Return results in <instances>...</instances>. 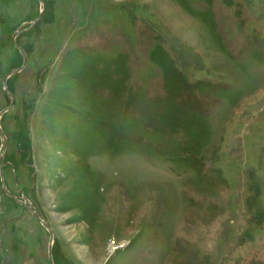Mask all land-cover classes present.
Masks as SVG:
<instances>
[{"label":"rangeland","instance_id":"rangeland-1","mask_svg":"<svg viewBox=\"0 0 264 264\" xmlns=\"http://www.w3.org/2000/svg\"><path fill=\"white\" fill-rule=\"evenodd\" d=\"M42 1L0 119V264H48L29 186L54 264H264V0H73L72 28ZM41 9L0 0V111Z\"/></svg>","mask_w":264,"mask_h":264},{"label":"water","instance_id":"water-1","mask_svg":"<svg viewBox=\"0 0 264 264\" xmlns=\"http://www.w3.org/2000/svg\"><path fill=\"white\" fill-rule=\"evenodd\" d=\"M39 3L41 4L42 6V9L41 11L39 12V15L37 18H35L33 21H31L29 24H28V27L25 28V29H21V30H17L16 32H14L11 37H10V40H11V43L15 46V48L20 52L21 56H22V65L18 68H13V69H10L8 72H6V74L4 75L3 77V88L5 90V93L7 94L9 100H10V103L9 105L2 109L0 111V119H1V116L7 112L14 104L15 102V99H14V96L13 94L7 89V86H6V82L7 80L15 75V74H18L19 72H21L23 70V68L25 67L26 63H27V54L26 52L21 48L19 47L16 42H15V39L23 32L31 29L35 23L40 19L42 13H43V10H44V4H43V1L42 0H38ZM71 1V6L69 8V14H70V17H71V20H72V25H71V28L74 24V15H73V0H70ZM0 138H1V153H0V163L2 162L3 160V156H4V152H5V149H6V146H7V140H6V137L4 136L1 128H0ZM1 168V166H0ZM0 175H1V171H0ZM4 189V187H3ZM5 190V189H4ZM31 190H32V187L30 188L29 192H28V195L30 196L31 194ZM6 192V191H5ZM7 193V192H6ZM23 200L24 202H21V201H17L19 204L25 206V208L28 210V212L41 224V226L48 232V251H47V259H48V264H54L53 263V260H52V255H51V248H52V242H53V232L51 230V228L49 227L48 223L46 222L45 218L43 217L41 211L39 210H36L31 204L30 205H27L25 204V202H27L26 198L23 197Z\"/></svg>","mask_w":264,"mask_h":264},{"label":"flooded vegetation","instance_id":"flooded-vegetation-1","mask_svg":"<svg viewBox=\"0 0 264 264\" xmlns=\"http://www.w3.org/2000/svg\"><path fill=\"white\" fill-rule=\"evenodd\" d=\"M32 177H33V176H32ZM31 187H32V190H33V186H29V188H28V192H29V190H30ZM16 190H18V189H16ZM16 190H15V191H16ZM32 190H31V193H32ZM28 192L26 193V195H24L23 192L21 193V191H20V193H19V192L16 191V193L22 194V196H21L22 200L19 199V198H17V201L24 202V200H23V197H24V198H26V200H27V202H25V204H27V205H30V204H31V205L36 209V207H35V205H34L35 202L33 201L31 194H30V196L28 195ZM30 201H33L34 204H33L32 202H30ZM24 207H25V206H24ZM26 210H27V209H26ZM36 210H39V209H36ZM39 211H40V210H39ZM27 213H29L28 210H27ZM29 214H30V213H29Z\"/></svg>","mask_w":264,"mask_h":264},{"label":"built area","instance_id":"built-area-1","mask_svg":"<svg viewBox=\"0 0 264 264\" xmlns=\"http://www.w3.org/2000/svg\"><path fill=\"white\" fill-rule=\"evenodd\" d=\"M122 246L121 245H119V246H117V247H115V246H113V247H111V248H113V250L112 251H114L115 249L117 250L118 248H121ZM111 251V252H112Z\"/></svg>","mask_w":264,"mask_h":264},{"label":"bare ground","instance_id":"bare-ground-1","mask_svg":"<svg viewBox=\"0 0 264 264\" xmlns=\"http://www.w3.org/2000/svg\"><path fill=\"white\" fill-rule=\"evenodd\" d=\"M33 217V216H32Z\"/></svg>","mask_w":264,"mask_h":264}]
</instances>
